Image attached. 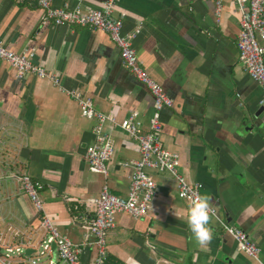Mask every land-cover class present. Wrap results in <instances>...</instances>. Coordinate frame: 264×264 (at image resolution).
<instances>
[{
    "label": "crops",
    "instance_id": "0c3cea01",
    "mask_svg": "<svg viewBox=\"0 0 264 264\" xmlns=\"http://www.w3.org/2000/svg\"><path fill=\"white\" fill-rule=\"evenodd\" d=\"M106 1L55 0L54 6L82 2L92 10ZM215 1L115 0L114 7L127 15L125 33L142 23L133 42L140 64L173 100L161 114V143L180 155V173L203 185L208 203L246 232L264 258V129L246 130L260 108L261 88L238 62L235 4L225 0L217 22ZM43 15L38 0H0V43L14 52H35L36 64L60 76L67 89L91 97L98 111L119 121L135 111L146 126L152 98L123 68L111 38L87 28L42 25ZM95 124L49 80L32 74L16 79L14 69L0 60V131L20 149L23 169L43 184L45 213L76 244L84 240L95 214L93 200L103 186L126 197L130 171L120 164L140 157L126 132L108 122L104 129L115 149L110 174L92 173L85 154L94 142ZM149 174L158 188L152 210L140 219L117 215L107 238L110 257L120 264H255L211 216L210 241L196 245L187 224L188 203L178 198L175 180L167 173ZM4 195L0 192V230L12 222L9 212L14 225L37 229L40 215L29 198L17 191L12 204H5ZM53 251L57 264H64ZM95 256L93 247L86 248L82 264H93Z\"/></svg>",
    "mask_w": 264,
    "mask_h": 264
},
{
    "label": "built area",
    "instance_id": "2783aa9c",
    "mask_svg": "<svg viewBox=\"0 0 264 264\" xmlns=\"http://www.w3.org/2000/svg\"><path fill=\"white\" fill-rule=\"evenodd\" d=\"M55 0H38L39 8L44 12L42 25L57 27L87 28L106 33L119 50L123 68L127 70L149 92L152 98V116L145 126L138 112H131L126 118L117 120L94 107L91 97L78 89H67L61 84V77L47 71L34 62L35 52L25 50L14 52L0 43V60L14 69L16 79L22 80L32 74L39 79H47L59 90L74 100L81 116L93 120L96 124L92 132L94 142L87 147L85 160L94 174L109 177L108 163L114 155V143L105 125L115 123L129 136L140 157L120 164L130 171L129 187L126 197L116 196L104 185L99 196L93 200L94 218L86 225L84 240L76 244L68 236L60 233L55 222L45 213L40 192L43 184L32 178L17 159L20 149L11 144L9 135L0 131V192L5 204H12L13 197L19 191L26 195L40 215L39 226L34 230H24L14 225V215L9 212L7 218L12 220L0 230V263L1 264H57L52 257L53 249L58 259L64 264H82L81 256L86 248L93 247L96 256L93 264H104L108 255L107 238L116 227L117 215L124 213L134 219L146 217L152 210V202L158 193L157 184L149 174L150 170L169 174L176 182L178 198L187 203L193 195L202 194L203 185L199 182H188L180 173V155L166 149L161 143L163 124L161 114L173 106V100L163 87L158 84L141 66L134 40L142 30V23L134 32L125 33L124 21L127 15L115 11V0H107L99 9H85L82 2L74 7L54 6ZM239 14V34L237 38L238 62L247 75L261 88L259 106L264 109V0H232ZM225 0L215 1V17L220 22ZM7 186V187H6ZM9 188L12 193L6 194ZM184 192V196L179 195ZM68 202V199H66ZM209 216L215 218L221 230L236 243L237 250L251 258L255 264H264L262 248L254 243L242 229L223 220L218 210L208 203ZM28 250L32 253L27 254ZM168 264L167 260H163ZM125 264H137L129 261Z\"/></svg>",
    "mask_w": 264,
    "mask_h": 264
},
{
    "label": "clouds",
    "instance_id": "9594fccd",
    "mask_svg": "<svg viewBox=\"0 0 264 264\" xmlns=\"http://www.w3.org/2000/svg\"><path fill=\"white\" fill-rule=\"evenodd\" d=\"M179 195L183 197L184 192ZM208 198L205 195H193L187 205V224L191 232V239L198 246L206 245L211 239L209 228Z\"/></svg>",
    "mask_w": 264,
    "mask_h": 264
},
{
    "label": "water",
    "instance_id": "95a60500",
    "mask_svg": "<svg viewBox=\"0 0 264 264\" xmlns=\"http://www.w3.org/2000/svg\"><path fill=\"white\" fill-rule=\"evenodd\" d=\"M264 109L262 107L250 118L249 125L246 130L261 131L264 129ZM32 251H27V254H31Z\"/></svg>",
    "mask_w": 264,
    "mask_h": 264
},
{
    "label": "trees",
    "instance_id": "16d2710c",
    "mask_svg": "<svg viewBox=\"0 0 264 264\" xmlns=\"http://www.w3.org/2000/svg\"><path fill=\"white\" fill-rule=\"evenodd\" d=\"M104 264H120V262L107 255Z\"/></svg>",
    "mask_w": 264,
    "mask_h": 264
}]
</instances>
